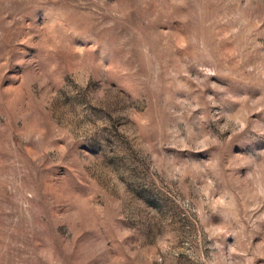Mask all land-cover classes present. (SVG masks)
<instances>
[{"label": "rangeland", "instance_id": "rangeland-1", "mask_svg": "<svg viewBox=\"0 0 264 264\" xmlns=\"http://www.w3.org/2000/svg\"><path fill=\"white\" fill-rule=\"evenodd\" d=\"M0 264H264V0H0Z\"/></svg>", "mask_w": 264, "mask_h": 264}]
</instances>
